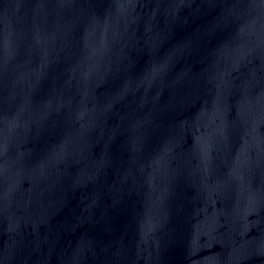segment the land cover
<instances>
[{"label": "water", "instance_id": "1", "mask_svg": "<svg viewBox=\"0 0 264 264\" xmlns=\"http://www.w3.org/2000/svg\"><path fill=\"white\" fill-rule=\"evenodd\" d=\"M0 264H264V0H0Z\"/></svg>", "mask_w": 264, "mask_h": 264}]
</instances>
